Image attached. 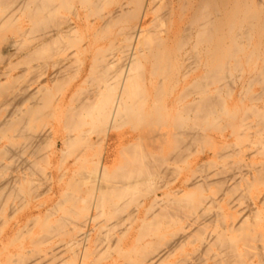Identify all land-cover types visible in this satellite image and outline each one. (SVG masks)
<instances>
[{"label": "bare ground", "instance_id": "bare-ground-1", "mask_svg": "<svg viewBox=\"0 0 264 264\" xmlns=\"http://www.w3.org/2000/svg\"><path fill=\"white\" fill-rule=\"evenodd\" d=\"M71 1L0 0V35L7 23L10 24L2 20L3 9L6 11L14 7L13 13L23 12L31 25L24 31L17 29L22 36L28 35L26 44L20 40L17 44L11 41L5 45L3 37H0V64L8 63L12 56L9 51L13 47L15 51H24L29 63L43 54L51 55L53 48L57 51L65 50L61 45L64 38L75 40L81 30L78 24L80 16L76 9L69 16L57 14V10L67 7ZM76 1L98 16L97 20L101 23L96 21L93 24H97V29L104 31V35L110 26L118 27L116 33L121 39L117 50L121 53L118 52L121 61H117L118 67L115 69L117 58L104 60L102 56L101 61L99 57L98 60H92V68L96 69L79 78L84 85L91 82V87L70 88L65 90L61 98L53 95L49 85L56 86L66 74L63 73V60L53 65V71L48 76V73L43 72L46 77L43 76V80L34 89L26 88L11 95L7 92L10 89L9 72L0 71V117H3L0 119V133L4 132L5 135L4 130L8 128L15 133L12 132L14 136L7 137L9 144L0 146V215L7 208L10 210L8 216L16 215L19 209L25 210L24 205L27 207L29 203L27 196L33 194L34 198L41 199L36 207L42 210L43 213H40L43 215L32 216L30 210L21 214L24 210H20L21 219L26 220L29 226L35 222L37 224L41 219L43 226L40 225L44 227V234L51 236V233H55L57 235L53 236L61 237L63 253L59 249V257L53 252L50 257L56 255L55 258L60 259L68 251L69 257L62 256L61 261L58 259L60 264H87L92 245L98 240L92 233H101L103 227L108 225L101 218L105 219L108 215H119L117 218H120L125 207L136 202L135 208L132 207L128 213V223L123 224L125 227L116 230L113 236L109 232L111 237L107 240L119 250L127 248L128 245L133 248V244H140V239L148 234H156L159 226L171 225L173 235L166 250H156L161 242H143L142 247L135 248L140 250L138 253L134 252V256L140 258L143 264H160L176 247L182 248L187 243L195 245L196 239L192 240V237L195 233L199 234L200 230L194 233L188 230L190 227L199 226L198 216L209 200L215 202L203 195V189L211 181L207 175L203 176L199 172L197 174L195 169L206 167L216 157L223 156L224 150L221 151L215 145L217 137L207 134L206 131L217 119L232 121L235 117L231 112L228 114L221 88L223 84L224 87H229L230 78L228 79L227 72L230 68L239 69L242 62L251 65L252 76L248 82L251 85L262 83L260 90L251 95V100L258 101L260 97H264V0H164L165 4L161 7L164 13L161 14L156 13V8L160 9L156 6L159 0ZM102 6H107L108 9L98 14L99 10L102 11ZM148 20L149 25L143 28L142 25ZM96 32L98 35V31ZM112 56L111 58L114 57ZM112 66L115 71L110 69ZM201 69L204 70L203 74H194ZM109 70L113 71L110 73ZM218 73H222L219 82L223 81V84L220 83L216 89L213 87L210 90L214 81L218 82ZM146 74L148 77H145ZM175 76L177 85L179 81L186 85L182 92H178L180 97L179 94L175 96L185 101L191 98L185 106L177 109L175 105L179 100L172 98L173 100L164 102L163 99L165 80L171 81ZM176 86L174 89L178 87ZM182 103L177 104L180 107ZM8 105L12 111L7 108ZM251 107L248 108L247 115L245 112L241 115L239 136L245 130H251L252 134L258 136L264 133V111H259L254 105ZM172 109L173 113L170 115ZM190 113L193 115H189ZM247 116H254L255 123L247 122ZM126 121H135L136 125L130 123L132 129L129 132H117L129 124H124ZM15 124L19 127L11 129ZM154 125H164L166 130L160 132L153 128ZM144 126L147 129L152 126L147 141L141 140L142 135L138 132ZM60 130L65 133L57 140L54 137ZM97 130H101L103 134H97L95 142L93 135ZM119 137L122 139L119 144L120 151L115 152L112 141ZM20 138L23 142L16 141H21ZM139 138L142 143L138 141ZM221 138L227 143L225 136ZM109 140L111 155L117 153L111 162L107 161L105 151L102 154V147L97 146L104 145L108 148ZM259 144L264 145V139ZM197 145L205 149L202 152L211 154V161L194 168L192 167L198 163L200 157L188 162L187 169H191V173L184 175V182L178 181L172 187L171 184L164 183L163 175L174 169L167 164L174 163L185 150ZM233 149L229 150L230 156L227 159L238 153V150ZM69 155H72L70 164L66 162ZM227 162L231 169L230 174H220L222 177L215 180V185H233L253 176L251 171L243 173L238 171L241 166L232 165V161ZM184 183L190 191V187H193L202 189V193L198 197L193 196L190 191L183 193ZM244 183L247 185L248 181ZM182 195L193 196V201H197L196 206L192 197L186 198L183 204L169 203L174 200L183 201L180 197ZM10 199L20 202L16 205L12 201L9 205ZM233 200L228 199L226 202V209L229 211L234 209ZM243 200H248V203L238 209L239 219L232 218L226 225V231L241 232L244 239L249 237L245 230L251 231L247 221L252 214L264 220V201L260 200L263 207H258L255 199ZM15 212L17 213L14 214ZM156 218L159 219L155 220ZM21 223L18 222L16 226L25 228ZM134 224L139 225L135 235V230H132ZM18 228L6 229L4 236L12 229L17 231V235L21 234L23 229ZM167 232L162 234L161 241L165 240L164 234ZM45 237L42 241L39 239L40 242H47L51 238ZM226 238L223 235L217 240V244L224 251L215 256L214 264H264V254L259 253L257 263L253 259L244 260L235 252V245L228 244ZM3 241L4 237L0 242L3 244ZM49 243L53 242L49 240ZM22 252L24 251L16 255L9 253L11 259L9 261L7 258L8 261L13 264H22L24 261L26 263V258L33 252L28 251L30 253L27 256L21 255ZM121 255L131 256L124 251ZM42 256L45 258L46 255ZM55 258L53 259L57 262ZM197 258L199 256L195 252L189 255L190 262ZM209 258L212 259V255ZM43 260L39 261L43 263ZM45 260H48L47 256ZM36 261L38 263V259ZM55 261L53 264H56Z\"/></svg>", "mask_w": 264, "mask_h": 264}, {"label": "rangeland", "instance_id": "rangeland-1", "mask_svg": "<svg viewBox=\"0 0 264 264\" xmlns=\"http://www.w3.org/2000/svg\"><path fill=\"white\" fill-rule=\"evenodd\" d=\"M157 3H156V6L157 7L159 6L160 9L158 8V10H157V8L155 7L156 13L157 14H161V12L164 13V10L161 8L165 4L164 0H159ZM82 6L83 5L79 1L72 0L71 2H69V5L67 7H63V8H60L59 10H57V14L69 16L70 12L73 9H76L79 13V16H80L78 24H79L82 31L80 30V32L77 34V38L75 40L74 39L71 40L68 37L64 38L61 45H63L65 47V50H61V51L58 50L57 51L53 48L51 55H50V53H47V54H49L48 56H47V54H45V55L43 54L44 57L43 56L36 57L35 59H33L31 61V63H29L28 58L24 55V53H25L24 51H22V50L15 51L14 47L12 48L13 50L10 49L9 52H10V54L12 53L11 54L12 56L9 58L8 63L3 64V65L0 64V71L1 70L4 72L8 71L9 75H10V79H9L10 80L9 81L10 89L7 90V92L10 93L9 95H11V93H14L17 91L20 92L21 90L26 89V88H28L30 90L34 89L37 86L38 82L43 80V76L46 77V75L48 76L53 71V69H52L53 65L60 60H63L62 62L65 63V65L63 63V65H64L63 68L65 69V71H63V73L65 74V72H66V74L61 78V81L57 82V85L55 84L57 87L54 86V84L49 85L50 88L52 87L51 91L56 98H61V96L63 94H65V90H68L70 88H74V89L76 88L77 89L78 87L79 88L83 87L85 89V88H89V86L91 87V85H89V84H92L91 82L90 83L88 82V83H86L87 85L86 84L84 85L81 83L79 78L84 74H88L90 70L96 69L94 67L92 68V65L94 66V64L91 62L92 60H98V57H99V61H101V59L103 60V57H104V60H107V59L108 60L109 59L114 60L117 58L115 60L116 65H114V66H115V69L118 67L117 61H119L121 59V57H120L121 55H119L120 52L118 51L119 47H117L120 45L119 43H120V39H121V37L117 36V33H116L118 31V27L110 26L109 27L110 29L108 28L107 29L108 32H105L106 35H104V33H103L104 31H99L97 29L98 25L93 24L96 21L98 22V24L101 23V21L97 20L98 16L95 13L90 12L89 9H86L85 8L86 6L85 7L84 6L82 7ZM101 9H102V11L99 10L98 14L104 13L108 8H107V6H105V7L102 6ZM13 12H14V7H11L10 9H8L6 11H5V9H3L2 20L9 22L10 24L7 23V26L4 28L0 37L1 38L3 37V39H4L3 44H5V45L9 44L11 41H15L17 44L18 41H20V40H21V42L26 44V43H28V35L25 34L22 36L17 29H19L20 31H24L27 28L29 29L31 27L30 22H29L28 18L24 16L23 12H20V11H17L16 13H13ZM149 20L146 21L142 25L143 28H145L149 25V23H150ZM157 25H158V23H157ZM157 25L155 27H157ZM96 31H98V35H96L97 34ZM81 32H82V34H81ZM100 33H101V35H100ZM101 36H105L106 38L101 37ZM107 38H109V39H107ZM110 41H112V43ZM0 43H2V41ZM114 43H115V45H114ZM255 43H257V41H255ZM52 44H54V43H52ZM20 46H23V45H20ZM9 52H8V54H9ZM5 55L6 56L4 58L7 57V54H5ZM111 56L113 58H111ZM101 64L102 63H100V65ZM114 66H112L113 68H110V69H114ZM115 69H114V71H115ZM239 69H242V71H240ZM239 69L230 68V70L227 72L228 76H229L228 79L230 78V81H231V82L229 81V87L227 86L230 89V91H229V89H226L227 88L226 86H225L226 88L224 87L225 84L222 83L223 81L219 82V80L221 79L222 73H218V82L214 81V85H212V86L209 85V87L211 86L209 89L212 90L213 87H214V89H216L217 86L220 85V83L223 84V86H221V88L223 90V98L226 101L227 108L229 110L228 114H230V112H231V114L235 115V117L232 121L218 120V119L215 120L214 122H212L213 123L212 127H208L207 131H206L207 134H210V135L217 137V140H215V145L218 148H220L221 151L224 150L223 156L218 157V158L216 157L215 159H213L212 164H209L206 167H201V165L203 163L211 161V154L208 153L207 151H206V153L202 152V151H205V149L204 148L202 149V147L200 145H197V146H193L192 148H190L188 150H185L182 153V155L180 156V158H178L174 163L170 162L167 164L171 168H174V169H172L170 172L168 171L165 175H163L162 180L164 181V183L171 184V187H172L178 181L179 182L185 181L184 175L186 176L187 174L189 175L191 173V169L190 170L187 169V163L191 162L193 160H196L200 157L198 163L195 164L192 168L200 166L201 168L195 169L196 170L195 172L197 174L201 173L203 176L207 175V178L209 181H211V184L208 185L205 189H203L204 190L203 195L208 200L212 199L215 202H211V200H209L210 202L205 207H203L202 210L200 209L201 215L198 216L199 223H200L199 226L198 227H196V226L190 227V229L188 230L190 233H194L196 230H200L199 234L195 233L192 237V240L194 238L196 239L195 245H192L191 243H187V245L182 247V248L176 247L175 250L172 251L171 255H169L167 258H164L163 262L160 264H214L215 256L217 254L222 253V251H224L223 248H221V246L219 244H217L220 237L223 235L227 237L225 240L228 244H230L232 246L235 245V250H236L235 252L237 254H239L240 256H242V258L244 260L248 261L249 259H253V261H255L257 263L259 253L264 254V220L258 219L259 217H255L254 214H252V217H249V220L247 222L249 223V229L253 233L249 230H245L248 232L246 234L249 235L248 238H244L245 241H244L243 237L240 235L241 232L240 233L239 232H235V233H229L228 232L227 233V231H226L227 223H229L232 218H235V220L239 219L237 212L240 209H242L248 203V200H243V199H248V198L255 199L258 207H263L261 205L260 200L264 201V145L259 144V142L264 139V133L261 136H258V135H255V133L252 134L251 130H245V132L242 136L238 135V132L240 131V128H241V122H240L241 115L244 112L247 115L248 113H246V112H248V108L250 109V106L253 107V105H254L255 107L258 108L259 111H261V112L264 111V97L263 96L260 97L258 101H254V100L252 101L251 100V95L260 90V88L262 87V83L260 85H254V84L251 85L250 82H248L250 77L252 76L251 75L252 74V72H251L252 66L251 65H245L242 62L241 68H239ZM112 71L113 70H111V71L109 70L110 73ZM43 72H44V74L45 73H48V74L44 75ZM203 72H204V70L201 69V70L197 71L196 73L194 72V74L200 75V74H203ZM77 75H79V76L77 77ZM146 75H145V77H148V74H146ZM74 78H76V79L74 80ZM63 79H65V80H63ZM175 79H176V76L173 79H171V81L165 80V84H164V89H165L164 92L165 93H164V97H163L164 102L165 101L167 102V101L173 100V99L179 100L180 93H178V92H182L184 90V88L186 87V85H184V83L182 84V82H180V81H179V83L177 82L179 84V85H177L176 81H174ZM93 83H95V82H93ZM175 86L178 88V90H177V88L174 89ZM173 90H175V91H173ZM170 92H172V93H170ZM58 93H60V94H58ZM57 94H58V96H57ZM175 95L176 96L178 95L179 97H176ZM174 96H175V98H174ZM55 97H54V99H55ZM190 99H186V101H185V99L179 100L180 102H177L178 104L181 102H183V103L180 104L181 105L180 107L176 103V105H175L176 109L181 108L182 106H185V103H187V101H189ZM256 102L257 103L259 102L258 103L259 107L257 106ZM66 103H68V100H66ZM10 105H8L7 108L8 107L10 108ZM12 107L13 106L11 105V108ZM11 108H10V110L12 111L13 108L12 109ZM22 108H24V106H22ZM10 110L8 112H11ZM172 113H173V109L171 110L170 115ZM175 114H173V117L177 118V116H175ZM4 115H6V113ZM189 115H193V114L190 113ZM1 118H3V117H0V119ZM246 121L255 123L256 118L254 116H247ZM127 123H129V124L131 123L132 125H134L135 121H126L124 124H127ZM129 124L124 125V127H122V129L120 128L119 131H117V132H123V131L129 132V131H131L132 126H131V124L130 125ZM172 124L173 123L171 122L170 126H172ZM16 125L17 124H15L12 128L11 127L10 128L14 129L16 127H19L18 125L17 126ZM147 126H149V125H147ZM151 128H152V126H150V129H147L146 126H144L143 128H139L138 132L141 133V135H142L141 140H143V139L145 141L148 140L147 136H148L149 130H151ZM153 128L160 131V132L166 130V127L164 125L163 126L162 125L161 126L154 125ZM9 130H10L9 128L4 130L5 135H4V132L0 133V138L3 135L2 139H0V141L3 140L2 142H0V146L9 144L7 142V139H8L7 137H10V135H12V132H13V130L12 131L10 130L11 132ZM64 133H65L64 130H60L55 135L54 138L59 140L61 138V135H64ZM113 133H115V132H112V134ZM13 134H15V133L13 132ZM97 134H99V136H102L103 132L101 130L96 131V133L93 135L95 142H97ZM250 134H252V135H250ZM12 136H14V135H12ZM221 136H223V137L225 136L227 138V143H226V141H224V139L221 138ZM4 138H5V142H4ZM20 140L21 141H19L17 139L16 141L23 142L22 138H20ZM121 140H122L121 137H119L116 141H112V143L114 144L115 152L120 151L119 150V144L121 143ZM139 140H140V138L138 139V141ZM141 140H140V142H141ZM138 141H137V143H138ZM110 144H111V141L109 140L108 148L104 147V145H97V146L102 147V154H104V151H105V155L107 157L108 162H111L117 156V153H113L111 155ZM105 148H106V150H105ZM232 148H234L233 149L234 151L238 150V153L232 155L229 159H227L230 156L229 150H232ZM203 153H205V154H203ZM107 154H109V155H107ZM72 155L67 156L66 162H68V164L71 163ZM227 161H232V165H236L238 167L241 166V168L239 167L238 171H242L244 173L247 170H249V171H251V173H253V176L249 177L248 180H246V181H248L247 185H245V183H244L246 181H239L240 183L233 184V185H231V183H228V185H224L223 187H220L219 185L214 184L215 180L222 177L220 174H222L223 172L227 173V175L230 174L231 169H230V166H229ZM232 171H234V170H232ZM182 188H185V191L183 193L190 191L185 186V183L182 186ZM190 189H191L190 193L193 194V196L198 197L199 194L202 193V189L197 190V188L194 189L193 187H190ZM185 195L180 196L183 198V201L174 200V202L171 201L169 203L170 204H172V203L173 204H177V203L183 204V203H185L184 200L186 198L190 199L191 197H192L191 199L193 201V196L188 197ZM172 196H174V195H172ZM27 199H28L29 203H28V205H26L27 207H25V205H24V208H26L25 210L19 209L18 213L17 212L14 213V214L17 213L16 215L12 214L11 216H8L10 214L9 213L10 210L7 208L5 210V213L0 215V241L4 237L3 244L0 242V254L2 253L0 255V264H13V263L9 262L11 258H9L8 254L10 253V255H13V254L16 255V254H20L21 251H24V252H22L23 254H21L24 256H27V254H29L30 252L31 253L33 252V254L34 253L37 254V255L36 254L31 255L30 254L31 257L33 256L32 258L29 257L30 255H28L29 258L28 257L26 258V260H28V261H26V263L24 261L22 264H27V263L28 264H35V263H37V261H36L37 259H38L39 264H44L45 261H48V263L45 262V264L46 263L47 264H53L55 261L53 258H55L56 255L52 256V258L50 256L53 253L58 254L57 255L58 257L60 255L59 252H60V250H62L61 243H60V238H61L60 236H53L55 233H53V235L51 233V236L47 233L46 234L48 236L46 234H44L43 233L44 227H42L43 224L41 223L42 222L41 219L38 220L39 222H37V224H36V222L34 224H32L33 226L32 225L29 226L28 224H26V220L21 219L22 218L21 214L26 213L29 210L31 211L32 216H37V215L42 216L43 215L42 210H38L36 207L41 199L40 198H34L33 194L29 197L27 196ZM228 199H234L233 203H232L234 205V209L232 211H229L228 209H226V202L228 201ZM12 201H14V203H16V205H18L20 202L19 200L10 199V201H8L9 205H11ZM175 202H177V203H175ZM135 204H136V202L135 203H129L125 207L124 211L122 213H120V214H122L120 216V218H117L119 215H117V216L108 215L107 217H105V219L101 218L103 220V222H105L109 226L107 225L108 227L107 226L103 227L104 229L102 231L100 229L101 233L100 232L99 233L98 232L92 233L93 237L96 235L95 237L98 238V240L96 242H94L92 245V253H91V255L87 261V264H134V262H138L140 264H143V261L140 258L137 259L134 256V252L138 253V251L140 250V249H135V248L142 247L143 242L144 243H149V242L153 243L154 242L157 244H158V242H161L157 246L158 248L153 247V246L152 247L157 248L156 250L162 249V251L167 249L166 247L169 246V241H170V239H172V235H173L171 233V231H172L171 225H167V224L159 226L157 228L158 232L156 234H154V235L148 234L142 240L140 239L141 243L140 244H133L132 245L133 248H131V246L128 245V247H130L131 249L127 247V248H123V249L119 250L118 247L114 246L115 244L113 245L111 243V241L107 240V238H110L111 236H113L115 234L116 230H118L119 228L121 229V228L125 227V226L123 227V224L126 225L128 223V221H127L128 213H130V210L132 209V207L135 208ZM193 204H194V206H196L197 201L196 202L193 201ZM20 210H22V211L24 210V211L23 212L21 211L22 212L21 213ZM40 212H42V213H40ZM16 218H18V219L16 220ZM158 219L159 218H156L155 220H158ZM183 220H185V219H183ZM15 221H17V222H15ZM18 222H22L21 224L25 228H21V229L18 228L16 226V225H18ZM14 223H16L15 227H14ZM22 225H21V227H22ZM39 226H41L42 229H40L41 227H39ZM11 227L15 228V229L18 228L19 230H22V229L23 230L21 231V234L17 235L16 234L17 231L12 229V231H10V233H8L7 235L4 236L5 230L6 229L8 230V228H11ZM31 227H32V229H31ZM138 227H139L138 224L133 225L132 230H135V233L133 235H135L136 231L139 230ZM167 230L169 233L167 232ZM109 232H111L112 235ZM164 232H167L164 234L165 240L161 241L160 237H162V234ZM223 232H224V234H223ZM15 234H16V236H18V238L15 236ZM45 235H46V237H45ZM55 235H57V234H55ZM198 235H200V236H198ZM207 236H209V238H207ZM44 237L45 238L51 237L52 239L51 238L48 239L47 242L43 241V243H44L43 244L42 242H40L39 239H41V241H42V240H44L43 239ZM53 237H55V240H53ZM13 238H15V239H13ZM102 239H106V240H102ZM246 239H248V241ZM49 240L53 243H49ZM59 243H60V248H58ZM50 244L52 246H50ZM54 246H56V247H54ZM3 247H4V250H3ZM20 249H22V250L20 251ZM205 250H207L206 252H208V253H206ZM28 251H30V252L28 253ZM57 251H59V252L57 253ZM122 251L128 252V254L130 253L131 256L130 255L122 256L121 255ZM67 252L68 251L64 252V254L66 253L65 254L66 256L63 254V255H61L60 259L62 258V256L69 257L70 253H67ZM194 252L196 254H198L199 258L194 259L190 262L189 261V255L194 253ZM201 252H202V254H201ZM62 253H63V250L61 251V254ZM41 254L44 256L46 255L48 260H45L46 256L44 258ZM7 255H8V257H7ZM210 255H212V259L209 258ZM38 256L40 259L38 258ZM7 258H9V261ZM58 259H56L57 262L55 261L56 264L57 263L60 264L58 262L60 259L59 260ZM39 260H43V263H42V261L40 262ZM144 264H149V263H144Z\"/></svg>", "mask_w": 264, "mask_h": 264}]
</instances>
